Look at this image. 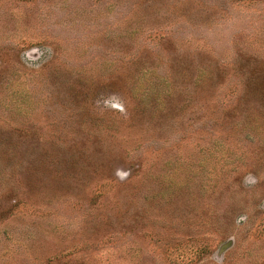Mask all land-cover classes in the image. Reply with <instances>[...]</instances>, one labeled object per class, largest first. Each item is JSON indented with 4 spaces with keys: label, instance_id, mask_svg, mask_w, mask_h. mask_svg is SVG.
<instances>
[{
    "label": "rangeland",
    "instance_id": "rangeland-1",
    "mask_svg": "<svg viewBox=\"0 0 264 264\" xmlns=\"http://www.w3.org/2000/svg\"><path fill=\"white\" fill-rule=\"evenodd\" d=\"M0 264H264V0H0Z\"/></svg>",
    "mask_w": 264,
    "mask_h": 264
},
{
    "label": "water",
    "instance_id": "water-1",
    "mask_svg": "<svg viewBox=\"0 0 264 264\" xmlns=\"http://www.w3.org/2000/svg\"><path fill=\"white\" fill-rule=\"evenodd\" d=\"M228 246H229V245H225V246H223V248H222V249H226Z\"/></svg>",
    "mask_w": 264,
    "mask_h": 264
}]
</instances>
